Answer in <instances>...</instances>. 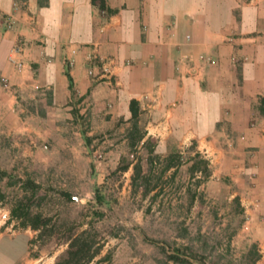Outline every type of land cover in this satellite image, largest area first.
I'll return each mask as SVG.
<instances>
[{
  "label": "crops",
  "instance_id": "crops-1",
  "mask_svg": "<svg viewBox=\"0 0 264 264\" xmlns=\"http://www.w3.org/2000/svg\"><path fill=\"white\" fill-rule=\"evenodd\" d=\"M8 16L15 22L0 26V132L26 129L16 94L30 88H46L66 117L77 102L89 118L128 120L134 99L160 143L193 140L218 158L237 135L257 203L251 213L264 215V0H0V18ZM8 217L0 208V264H54L28 259L27 237L6 233Z\"/></svg>",
  "mask_w": 264,
  "mask_h": 264
},
{
  "label": "rangeland",
  "instance_id": "rangeland-1",
  "mask_svg": "<svg viewBox=\"0 0 264 264\" xmlns=\"http://www.w3.org/2000/svg\"><path fill=\"white\" fill-rule=\"evenodd\" d=\"M16 96L26 129L0 132V169L13 177L0 180L8 195L0 208L30 195L18 186L29 178L38 185L31 211L50 219L40 238L5 220L6 233L27 237L28 259L56 261L69 233L85 229L98 248L93 259H105L97 264H264V215H252L249 190L257 178L247 181L237 135L216 158L193 140L160 143L141 119L136 128L129 119H92L77 102L67 117L56 113L46 88ZM15 245L21 250L23 237Z\"/></svg>",
  "mask_w": 264,
  "mask_h": 264
},
{
  "label": "trees",
  "instance_id": "trees-1",
  "mask_svg": "<svg viewBox=\"0 0 264 264\" xmlns=\"http://www.w3.org/2000/svg\"><path fill=\"white\" fill-rule=\"evenodd\" d=\"M95 1V0H93ZM103 6V5H101ZM131 117L129 120L132 121L133 127H137L138 123V115H139V106L138 102L134 99L130 101L129 104ZM259 110L264 114V98H261L259 104ZM144 136V133L140 135V138ZM205 163V167L207 166V161L203 160ZM194 168V167H193ZM206 174H209V171L206 167ZM7 177L8 179L13 180L11 174L7 173L5 170L0 169V180ZM16 180V179H14ZM20 181L19 187L26 191H30V195H14L11 200V207L9 211V218L6 223L11 222L13 220L17 221L16 228H26L29 227L33 230L39 231V238L45 232V228H47V223L50 219H47L43 216L41 212H32L31 211V203L33 201V196L38 188V185L34 183L31 179H18ZM17 181H11L9 184H16ZM67 199H71L68 193H64ZM8 195L0 189V203H3L7 200ZM96 199L97 202L101 203L102 197L99 194L98 189H96ZM93 214L99 215V211H94ZM32 243V239L29 240ZM67 248L64 253L61 254L55 261L54 264H97L105 259H97L94 260V256L98 252V248H93L94 239L91 238L89 233L84 229L75 234L69 233L67 237ZM178 251V249H176ZM174 262H184L185 259H180L177 253L170 255ZM168 264V263H164ZM251 264H254L252 262Z\"/></svg>",
  "mask_w": 264,
  "mask_h": 264
},
{
  "label": "built area",
  "instance_id": "built-area-1",
  "mask_svg": "<svg viewBox=\"0 0 264 264\" xmlns=\"http://www.w3.org/2000/svg\"><path fill=\"white\" fill-rule=\"evenodd\" d=\"M15 20L13 19L12 16H8V17H1L0 18V26L4 25L5 29H11L14 25ZM20 45L17 44L14 46V50L15 51H19L20 49ZM9 60L13 63V65L18 68L21 69L23 66V63L21 61H18L17 59H15L12 55L9 56ZM3 82V86H5L6 88H9V82L6 78L2 79Z\"/></svg>",
  "mask_w": 264,
  "mask_h": 264
}]
</instances>
